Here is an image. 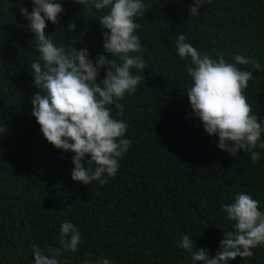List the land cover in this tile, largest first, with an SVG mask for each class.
<instances>
[{
	"label": "trees",
	"instance_id": "1",
	"mask_svg": "<svg viewBox=\"0 0 264 264\" xmlns=\"http://www.w3.org/2000/svg\"><path fill=\"white\" fill-rule=\"evenodd\" d=\"M57 2L64 8L60 24L47 21L45 29L54 44L86 48L93 61L108 55L99 22L108 9ZM143 2L135 34L146 67L132 72L145 79L118 101L122 117L112 106L113 118L127 123L123 138L132 144L115 177L84 185L72 179L75 153L49 143L31 114L40 89L30 65L40 53L20 7L31 12L34 4L0 0V264H34V245L51 255L48 249L60 247L63 222L76 226L81 242L75 252H62L60 264H193L198 248L213 258L225 231H235L223 205L234 203L238 193L252 196L264 212V133L255 163L243 149L236 158L219 149L218 136L207 134L191 109L190 58L181 59L176 48L179 33L213 59L223 52L230 63L238 54L259 62V70L237 66L253 73L244 94L264 127V0H211L199 15L190 13L194 0ZM105 76L102 68L98 81ZM183 235L193 239L191 252L181 246ZM252 251L228 264H264V245Z\"/></svg>",
	"mask_w": 264,
	"mask_h": 264
},
{
	"label": "clouds",
	"instance_id": "2",
	"mask_svg": "<svg viewBox=\"0 0 264 264\" xmlns=\"http://www.w3.org/2000/svg\"><path fill=\"white\" fill-rule=\"evenodd\" d=\"M74 2L84 8L108 9L99 19L102 29L106 30L103 31V47L108 55L100 54L93 61L86 48L66 50L54 44L45 29L47 21L60 24L58 17L64 8L57 0H32L31 12L21 6L20 13L29 21V30L35 34L34 41L40 53L39 61L30 65L34 86L40 89L32 97L31 114L49 143L57 149L75 153L72 158L75 167L71 172L74 181L84 185L93 181L105 184L108 178L115 177L119 158L132 144L130 139L123 138L128 130L127 123L113 118L112 106L122 117L124 109L118 101L125 94L135 93L145 79V75L133 74L132 69L143 72L146 67L140 37L135 34L141 27L135 18L144 15L146 6L143 0ZM210 3L211 0H194V6H189L191 15H199L200 9ZM176 48L181 59L190 58V63L185 65L192 80L187 97L206 133L218 136V148L233 158L243 149L250 153L253 163L257 162L260 156L255 149L264 127L244 94L253 73L237 65H253L259 70V62L238 54L234 56L235 63H230L223 52H217L219 58L213 59L187 43L186 36L179 33ZM110 57H118L119 62ZM102 68H106V76L98 81ZM259 147L264 149V142L259 143ZM88 156L90 159L86 160ZM223 211L227 219L234 222L235 231H225L213 258L207 250L198 248L192 254L193 264H228L237 257H252V249L264 245V212L259 210L257 200L249 194L238 193L234 203L223 205ZM60 235V247L48 249L51 255L45 254L39 245L32 246L34 264H60L58 258L63 251L77 250L81 234L73 223L63 222ZM181 246L191 252L193 239L183 235ZM98 264H110V261L103 259Z\"/></svg>",
	"mask_w": 264,
	"mask_h": 264
}]
</instances>
